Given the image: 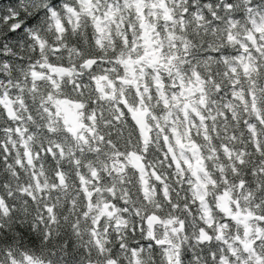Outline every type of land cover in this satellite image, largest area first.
Wrapping results in <instances>:
<instances>
[{
    "label": "clouds",
    "instance_id": "9594fccd",
    "mask_svg": "<svg viewBox=\"0 0 264 264\" xmlns=\"http://www.w3.org/2000/svg\"><path fill=\"white\" fill-rule=\"evenodd\" d=\"M78 8L0 2V264H264V0Z\"/></svg>",
    "mask_w": 264,
    "mask_h": 264
},
{
    "label": "snow or ice",
    "instance_id": "6c2138e0",
    "mask_svg": "<svg viewBox=\"0 0 264 264\" xmlns=\"http://www.w3.org/2000/svg\"><path fill=\"white\" fill-rule=\"evenodd\" d=\"M2 2V0H0ZM147 2V0H79V8L74 9L77 15L83 14L90 19H94L96 21V31L100 34L103 33L104 29L102 26V22L108 18H118L116 13L125 9L126 6H131L136 9V12L139 15H143V5ZM216 3H220V0H214ZM153 6L155 7L157 4V0H152ZM229 5L231 4V0H228ZM189 4H191V0H189ZM193 10L189 8L188 11ZM17 16L18 14L15 12H0V25H4L5 27L11 28V33L14 34L16 30H21L19 25L17 24ZM49 71L53 74L57 72L66 71L64 68H59L58 66L49 65ZM43 75L42 71L36 69L32 72V76L35 78H39ZM6 74L0 71V86H2L5 80ZM51 79V77H50ZM54 82V80H53ZM7 98V103L5 100ZM12 99L8 97L7 93H0V113L8 112L11 114L14 112L12 108ZM59 112V109H57ZM63 117L65 123L75 124V116L69 109L63 110ZM13 125L9 121L8 126L6 127L4 124H0V139L5 138V133L13 130ZM20 130L18 127H15V134H19ZM13 153L10 152V145L5 144L0 146V169H3L5 166H11L13 163L19 165L23 163V161H13L11 156ZM51 158V157H49ZM249 174L260 176L264 179V168H260L258 171H254L253 169H249ZM264 259V258H261Z\"/></svg>",
    "mask_w": 264,
    "mask_h": 264
}]
</instances>
